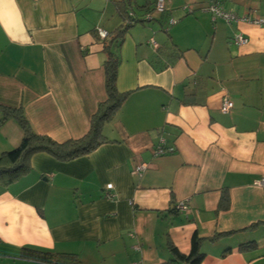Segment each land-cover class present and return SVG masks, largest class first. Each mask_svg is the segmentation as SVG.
Returning <instances> with one entry per match:
<instances>
[{
    "label": "crops",
    "instance_id": "crops-1",
    "mask_svg": "<svg viewBox=\"0 0 264 264\" xmlns=\"http://www.w3.org/2000/svg\"><path fill=\"white\" fill-rule=\"evenodd\" d=\"M121 1L0 0V156L23 137L5 110L57 143L87 134L107 99L97 28L124 26ZM164 2L151 20L129 13L140 22L123 36L116 80L129 94L103 125L104 143L67 161L35 154L29 172L0 185V264H45L21 257L23 248L82 264H164L168 244L188 255L194 234L200 264H264V26L202 10L217 2L264 20V0ZM239 33L245 45L233 44ZM161 139L171 151L155 156Z\"/></svg>",
    "mask_w": 264,
    "mask_h": 264
},
{
    "label": "trees",
    "instance_id": "trees-1",
    "mask_svg": "<svg viewBox=\"0 0 264 264\" xmlns=\"http://www.w3.org/2000/svg\"><path fill=\"white\" fill-rule=\"evenodd\" d=\"M155 1L156 0H143L142 4H140L138 0L121 1L119 9L121 14L125 17V20L127 19V22L124 26L115 29L112 33L107 32V38L102 40L103 49L106 53L103 67L107 99L98 105L97 111L91 119L89 131L85 136L77 140H68L63 143H57L47 136L38 135L33 132L29 123L20 112L5 110V117L13 116L17 121L23 132V137L18 147L1 154L0 156L1 186H8L29 172V161L35 154L44 153L58 161H67L87 155L104 143L102 135L103 125L111 121L129 94V92L120 93L116 88L117 71L119 66L118 49L128 27L132 23L140 22V20L132 19L129 13H133L136 9H141L146 11L147 13L145 15L150 16L151 18V14L155 12ZM211 3L217 2H210L203 6L202 10L206 9ZM189 8V10L186 8L183 9L189 14L193 12V8L190 6ZM165 11L166 9L164 12ZM204 11L208 12L207 10ZM164 12L158 14H163ZM208 13L211 15L210 12ZM223 235H229V233L215 234L210 240H215ZM202 241V238H199L194 234L191 239V250L188 255L181 254L172 244H168L171 258L164 264H200L203 256L200 252ZM246 245H253V243ZM20 256L28 260L38 261L45 264H82L75 254H57L31 248H23Z\"/></svg>",
    "mask_w": 264,
    "mask_h": 264
},
{
    "label": "built area",
    "instance_id": "built-area-1",
    "mask_svg": "<svg viewBox=\"0 0 264 264\" xmlns=\"http://www.w3.org/2000/svg\"><path fill=\"white\" fill-rule=\"evenodd\" d=\"M184 8L186 9H190L189 6H185ZM165 10V2L164 0H156L155 1V12L156 13H162ZM208 12L211 13L212 15V20L215 19H221L227 23H235V24H239V23H251L254 25H259V26H264V20L262 19H258V18H254L251 14L243 16V17H237L236 15L227 12L225 10H223V8L218 4V3H211L206 9ZM146 19H150V16H146ZM170 23H174L173 20H170ZM97 34L100 40H105L107 38V32L101 28H97ZM247 38L239 33V34H235L232 37V42L233 44H235L236 46H242L245 45L247 43ZM153 46H155V43L151 40L150 42ZM233 108V104L231 101H229L228 99L224 98L221 102L220 105V111L223 114H227L230 112V110ZM163 144V139L160 140V145L154 150V155L155 156H160L163 154H166L168 152L171 151V149H164L163 146L161 145ZM146 169V165L145 164H138L136 165V167L133 170V174L135 175H141V173ZM259 185L264 186V179H261L258 182ZM106 192H105V198H107L108 200H113L115 195L113 194L112 190H113V186L111 184H107L106 185ZM176 210L178 211H184L187 212L188 211V206L183 203L180 202L176 205ZM130 236H133V234H130ZM134 250L136 252L140 251V248L138 246L134 247ZM137 264V263H134Z\"/></svg>",
    "mask_w": 264,
    "mask_h": 264
}]
</instances>
